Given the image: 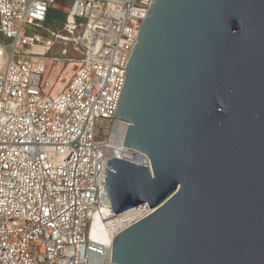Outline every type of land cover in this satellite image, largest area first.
<instances>
[{"label": "water", "instance_id": "95a60500", "mask_svg": "<svg viewBox=\"0 0 264 264\" xmlns=\"http://www.w3.org/2000/svg\"><path fill=\"white\" fill-rule=\"evenodd\" d=\"M115 119L105 179L115 213L152 212L112 264H264V0H152Z\"/></svg>", "mask_w": 264, "mask_h": 264}, {"label": "built area", "instance_id": "2783aa9c", "mask_svg": "<svg viewBox=\"0 0 264 264\" xmlns=\"http://www.w3.org/2000/svg\"><path fill=\"white\" fill-rule=\"evenodd\" d=\"M56 2L0 0V264H112L113 241L91 240L95 215L114 240L152 212L115 213L105 179L116 144L152 173L115 119L152 0H69L54 32L44 25ZM74 58L81 67L52 96V70Z\"/></svg>", "mask_w": 264, "mask_h": 264}, {"label": "rangeland", "instance_id": "374dc122", "mask_svg": "<svg viewBox=\"0 0 264 264\" xmlns=\"http://www.w3.org/2000/svg\"><path fill=\"white\" fill-rule=\"evenodd\" d=\"M57 13H53L55 15L54 19H51L48 21L44 26L46 28H50L52 31L56 32L61 29L67 21V14L66 10L67 7L64 6L63 0H58V5H56ZM61 31V30H60ZM59 52V47H55L53 54ZM51 61L47 60L48 68L50 69ZM81 67V61L78 58H74L71 60L66 66L62 68H55V70H52V73H56L57 79L53 81V84L51 86V95L55 96L74 76V74L77 72V70Z\"/></svg>", "mask_w": 264, "mask_h": 264}, {"label": "bare ground", "instance_id": "6f19581e", "mask_svg": "<svg viewBox=\"0 0 264 264\" xmlns=\"http://www.w3.org/2000/svg\"><path fill=\"white\" fill-rule=\"evenodd\" d=\"M122 123L124 122H120L118 124ZM124 126H126L125 123ZM112 152L121 157L125 151L120 146V144H116L114 145ZM91 240L102 245H107L108 243H111L113 241V235H111L110 233V228L106 225L105 222H100L97 215H95L93 221Z\"/></svg>", "mask_w": 264, "mask_h": 264}, {"label": "trees", "instance_id": "16d2710c", "mask_svg": "<svg viewBox=\"0 0 264 264\" xmlns=\"http://www.w3.org/2000/svg\"><path fill=\"white\" fill-rule=\"evenodd\" d=\"M58 5V4H57ZM56 6H54L51 10H50V12H49V14H48V17H47V22L48 21H50L51 19H54L55 18V15L53 14V13H57L58 11H57V8H55ZM65 15H66V13H65Z\"/></svg>", "mask_w": 264, "mask_h": 264}, {"label": "crops", "instance_id": "0c3cea01", "mask_svg": "<svg viewBox=\"0 0 264 264\" xmlns=\"http://www.w3.org/2000/svg\"><path fill=\"white\" fill-rule=\"evenodd\" d=\"M63 2H64V6H66L67 7V9H68V7H69V0H63ZM58 4V0H57V2H56V4H55V6ZM66 12H67V10H66ZM47 23V22H46Z\"/></svg>", "mask_w": 264, "mask_h": 264}]
</instances>
